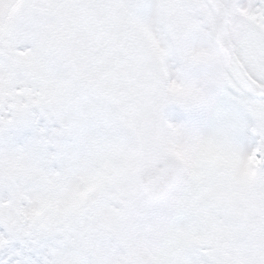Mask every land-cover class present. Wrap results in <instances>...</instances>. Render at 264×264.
<instances>
[{
	"label": "snow or ice",
	"instance_id": "obj_1",
	"mask_svg": "<svg viewBox=\"0 0 264 264\" xmlns=\"http://www.w3.org/2000/svg\"><path fill=\"white\" fill-rule=\"evenodd\" d=\"M0 264H264V0H0Z\"/></svg>",
	"mask_w": 264,
	"mask_h": 264
}]
</instances>
